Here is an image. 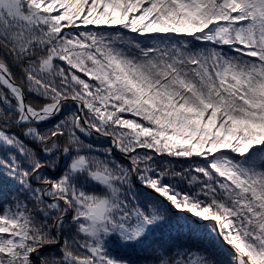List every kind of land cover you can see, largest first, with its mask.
<instances>
[{
  "label": "snow or ice",
  "instance_id": "obj_1",
  "mask_svg": "<svg viewBox=\"0 0 264 264\" xmlns=\"http://www.w3.org/2000/svg\"><path fill=\"white\" fill-rule=\"evenodd\" d=\"M0 264H264V0H0Z\"/></svg>",
  "mask_w": 264,
  "mask_h": 264
},
{
  "label": "trees",
  "instance_id": "obj_2",
  "mask_svg": "<svg viewBox=\"0 0 264 264\" xmlns=\"http://www.w3.org/2000/svg\"><path fill=\"white\" fill-rule=\"evenodd\" d=\"M54 122H55V121H51V122H49V124H48L47 126L50 127L51 124L54 123ZM92 142H93V143H105V142H103V141H95V140L92 141ZM115 156H116V158H117L118 160H120L122 163H125V164L128 163V161H127L126 159H124V157H123L120 153L116 152V153H115ZM167 159H171V158H167ZM197 159H198V158H197ZM171 162L174 163V164H177V165H179V164H184V166H187V163L184 162L183 160H181V161L171 160ZM144 192H145L149 197H155L156 199L163 201V198H161V197H159L157 194L151 192V190H149V189H144ZM163 203H165V204L167 205L169 211L173 214L174 217H185V216H187V217L191 218V214L189 215V214L186 213V212H178L177 210L173 209V208L171 207L170 204H167L166 201H163ZM49 251H51V249H49Z\"/></svg>",
  "mask_w": 264,
  "mask_h": 264
},
{
  "label": "water",
  "instance_id": "obj_3",
  "mask_svg": "<svg viewBox=\"0 0 264 264\" xmlns=\"http://www.w3.org/2000/svg\"><path fill=\"white\" fill-rule=\"evenodd\" d=\"M189 214V213H188ZM190 215V214H189Z\"/></svg>",
  "mask_w": 264,
  "mask_h": 264
}]
</instances>
